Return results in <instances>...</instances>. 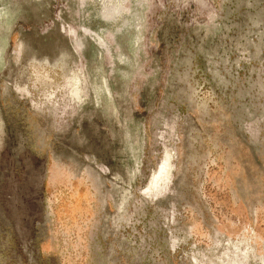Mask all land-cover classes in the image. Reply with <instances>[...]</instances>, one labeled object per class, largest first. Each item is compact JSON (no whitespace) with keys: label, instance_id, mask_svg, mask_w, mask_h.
<instances>
[{"label":"rangeland","instance_id":"374dc122","mask_svg":"<svg viewBox=\"0 0 264 264\" xmlns=\"http://www.w3.org/2000/svg\"><path fill=\"white\" fill-rule=\"evenodd\" d=\"M26 1L0 0V264H264V0Z\"/></svg>","mask_w":264,"mask_h":264},{"label":"bare ground","instance_id":"6f19581e","mask_svg":"<svg viewBox=\"0 0 264 264\" xmlns=\"http://www.w3.org/2000/svg\"><path fill=\"white\" fill-rule=\"evenodd\" d=\"M14 1H15V0H14ZM27 1H28V0H27ZM27 1H26V2H27ZM29 1H30V0H29ZM29 1H28L27 3H29ZM37 1H39V0H37ZM90 1H92V0H90ZM26 2H25V3H26ZM39 2H40V1H39ZM92 2H93V1H92ZM94 2H95V1H94ZM0 3H1V2H0ZM20 3H21V2H20ZM31 3H32V2H31ZM42 3H43V1H42ZM96 3L98 4L97 1H96ZM119 3H121V2H119ZM2 4H3V3H2ZM17 4H18V3H17ZM79 4H80V3H79ZM94 4H95V3H94ZM100 4H101V3H100ZM15 5H16V3H15ZM29 5H30V4H29ZM89 5H90V4H89ZM101 5H102V4H101ZM0 6H1V5H0ZM3 6H5V5H3ZM98 6H99V5H97V7H98ZM115 6H116V5H115ZM9 7H10V6H9ZM11 7H12V6H11ZM31 7H33V6H31ZM84 7H85V6H84ZM18 8H19V6H18ZM23 8H24V7H23ZM28 8H29V7H28ZM75 8H76V7H75ZM5 9H6V8H5ZM7 9H8V6H7ZM16 9H17V8H16ZM10 10H11V8H10ZM12 10H13V9H12ZM90 10H91V9H90ZM13 11H14V10H13ZM37 11H38V10H37ZM43 11H44V10H43ZM118 11H119V10H118ZM129 11H130V10H129ZM6 12H7V11H6ZM89 12H91V11H89ZM31 13H32V12H31ZM33 13H34V12H33ZM83 13H84V12H83ZM23 14H25V13L23 12ZM29 14H30V12H29ZM116 14H117V13H116ZM6 15H7V14H6ZM13 15H14V14H13ZM129 15H130V14H129ZM1 16H2V15H1ZM26 16H27V15H26ZM26 16H25V17H26ZM33 16H34V14H33ZM82 16H83V15H82ZM82 16H81V17H82ZM87 16H88V15H87ZM97 16H98V15H97ZM99 16H100V15H99ZM99 16H98V17H99ZM118 16H119V15H118ZM140 16H141V14H140ZM18 17H19V16H18ZM21 17H22V16H21ZM25 17H24V20H25ZM28 17H29V16H28ZM121 17H122V16H121ZM134 17H136V16H134ZM2 18H3V17H2ZM29 18H30V17H29ZM36 18H37V17H36ZM84 18H85V16H84ZM0 19H1V18H0ZM85 19H86V18H85ZM90 20H91V19H90ZM1 21H2V20H1ZM4 21L6 22V20H4ZM83 21H84V20H83ZM87 21H88V20H87ZM2 22H3V21H2ZM81 24H82V23H81ZM92 24H93V23H92ZM92 24H91V25H92ZM94 24H95V23H94ZM4 25H5V24H4ZM4 25H3V26H4ZM89 25H90V24H89ZM1 26H2V25H0V27H1ZM97 26H98V25H97ZM115 26H116V25H115ZM16 27H17V26H16ZM4 28H5V27H4ZM98 28H99V27H98ZM2 29H3V28H2ZM5 29H8V28H5ZM5 29H4V30H5ZM92 29H93V28H92ZM1 31H2V30H1ZM10 31H11V30H10ZM138 32H139V31H138ZM5 33H6L5 35H7V32H5ZM9 33H10V32H9ZM11 34H12V33H11ZM98 34H100V33H98ZM122 34H123V33H122ZM124 34H125V33H124ZM130 34H131V33H130ZM125 35H126V34H125ZM139 35H141V34H139ZM7 36H8V35H7ZM7 36H6V37H7ZM101 36H102V35H101ZM128 37H129V36H128ZM115 38H116V37H115ZM123 38H124V37H123ZM130 38H132V37H130ZM130 38H128V39H130ZM118 39H119V38H118ZM0 40H1V39H0ZM3 40H4V39H3ZM9 41H10V40H9ZM3 42H4V41H3ZM116 43H117V42H116ZM3 45H4V43H3ZM134 46H135V45H134ZM97 47H98V46H97ZM99 48H100V47H98V50H99ZM2 50H3V49H2ZM123 50H124V48H123ZM0 51H1V50H0ZM101 51L103 52V49H101ZM4 52H5V50H4ZM6 52H7V51H6ZM8 52H9V51H8ZM102 52H101V53H102ZM102 55H103V53H102ZM121 55H122V54H121ZM98 57H99V55H98ZM102 57H103V56H102ZM116 57H117V56H116ZM116 57H115V59H116ZM98 61H99V60H98ZM103 65H104V63H103ZM103 65H102V66H103ZM96 67H97V66H96ZM5 68H6V67H5ZM104 68H105V67H104ZM105 71H106V70H105ZM101 72H102V71H101ZM1 73H2V72H1ZM99 75H100V74H99ZM102 75H104L103 72H102ZM105 75H107V73H106ZM100 77H101V76H100ZM100 81H101V80H100ZM108 81H109V80H108ZM101 82H102V81H101ZM108 83H110V82H108ZM111 86H112V85H111ZM111 90H112V87H111ZM111 92H112V91H111ZM111 99H112V98H111ZM112 102H113V99H112ZM118 112H119V111H118ZM119 113H120V112H119ZM115 115H116V114H115ZM115 115H114V116H115ZM0 119H1V118H0ZM115 120H117V119H115ZM115 120H114V121H115ZM118 123H120V122H117V124H118ZM1 126H2V125H1ZM3 126H4V125H3ZM121 126H122V125H121ZM140 129H141V128H140ZM138 130H139V129H138ZM118 131H119V129H118ZM4 132H5V131H4ZM0 136H1V135H0ZM3 137H4V136H3ZM5 138H6V137H5ZM126 139H127V138H126ZM132 141H133V140H132ZM137 144H138V143H137ZM167 157H168V156H167ZM167 159H168V158H167ZM166 171H167V170H166ZM260 240H261V239H260Z\"/></svg>","mask_w":264,"mask_h":264}]
</instances>
